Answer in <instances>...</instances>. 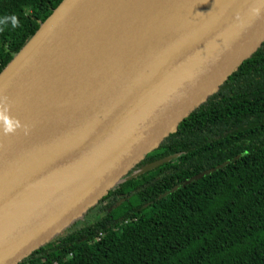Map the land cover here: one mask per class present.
<instances>
[{
    "label": "water",
    "instance_id": "water-1",
    "mask_svg": "<svg viewBox=\"0 0 264 264\" xmlns=\"http://www.w3.org/2000/svg\"><path fill=\"white\" fill-rule=\"evenodd\" d=\"M263 42L264 0H62L0 72L20 125L0 120V264L83 217Z\"/></svg>",
    "mask_w": 264,
    "mask_h": 264
},
{
    "label": "trees",
    "instance_id": "trees-1",
    "mask_svg": "<svg viewBox=\"0 0 264 264\" xmlns=\"http://www.w3.org/2000/svg\"><path fill=\"white\" fill-rule=\"evenodd\" d=\"M61 1L0 0V72ZM18 264H264V42L83 217Z\"/></svg>",
    "mask_w": 264,
    "mask_h": 264
},
{
    "label": "clouds",
    "instance_id": "clouds-1",
    "mask_svg": "<svg viewBox=\"0 0 264 264\" xmlns=\"http://www.w3.org/2000/svg\"><path fill=\"white\" fill-rule=\"evenodd\" d=\"M11 20L13 22V26H15L17 23L15 17H11ZM5 111H6V109H5ZM0 120H3L5 122V126L3 128V131L6 133L14 132L15 129L20 126L18 122L10 121L8 119V117L2 112H0Z\"/></svg>",
    "mask_w": 264,
    "mask_h": 264
},
{
    "label": "rangeland",
    "instance_id": "rangeland-1",
    "mask_svg": "<svg viewBox=\"0 0 264 264\" xmlns=\"http://www.w3.org/2000/svg\"><path fill=\"white\" fill-rule=\"evenodd\" d=\"M94 215H95V212H91V213H89L88 215H85L84 218H83L82 220L84 221V220H87V219L94 218V217H95ZM83 221H80L79 224H82Z\"/></svg>",
    "mask_w": 264,
    "mask_h": 264
}]
</instances>
